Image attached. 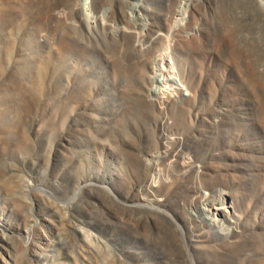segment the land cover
Instances as JSON below:
<instances>
[{
	"label": "rangeland",
	"instance_id": "obj_1",
	"mask_svg": "<svg viewBox=\"0 0 264 264\" xmlns=\"http://www.w3.org/2000/svg\"><path fill=\"white\" fill-rule=\"evenodd\" d=\"M13 1L14 0H0V264H5L3 263L5 260V262L8 261L10 264H17V261L18 264L20 262V264H65V262L66 264L68 262L69 264H75L76 261V264H264V227L257 229L254 225L256 222L264 224V219L260 220L262 218L261 215L264 213V124H262L264 123L262 122L264 120L262 116L264 114V110L262 111V109H264V69L261 68L264 65V61H262L264 60V15H262L258 7L253 4V0H228L229 2L225 0V2L222 0H144L139 7H136L137 2L133 0H126L124 3L119 2V0H93L90 13L91 16L93 15L99 21L97 20L96 23H94L92 18H87L86 21H88V25L92 24L90 26L91 29L87 27V24L85 25V23H83L85 19L83 20L82 16H84V14H82L79 9L83 0ZM87 1L88 0H86V2ZM69 2L72 5L69 4ZM86 2L83 1L82 5ZM226 2L229 4L228 6L227 4L223 5V3ZM123 4H126L127 7L130 6L134 8L128 9L126 5L123 6ZM78 5H80V7ZM254 5L256 7H254ZM172 6H174L173 9ZM183 6L185 10L189 12L188 16L179 13ZM120 7L122 12L120 11ZM75 8L77 9L76 11L74 10ZM115 8L116 11L114 10ZM188 8L191 9L187 10ZM106 9L107 13L104 15L107 16H104L102 14L106 12L104 11ZM56 10H62V12L60 11L61 13H63L64 10L68 12L61 14ZM127 10L132 11L129 13ZM139 11L142 16L138 15L140 14ZM226 11L229 14H227ZM66 13L67 15H64ZM169 13H172L171 15L175 16L176 19L174 17L172 20V16L169 17ZM121 14L125 16L122 17L123 15ZM195 14L198 17H196L197 19H195V21L199 20L196 21L197 25L194 24L195 21H193V18H195L193 15ZM226 14L229 15V17ZM133 16H135V18ZM143 16L144 18L142 19ZM237 16L240 18H237ZM21 17L25 19L22 20ZM73 17L75 19H73ZM100 17L103 19L101 18L102 20H100ZM183 17L186 18L185 20L189 17L187 20L189 21L187 22L188 24L182 19ZM115 19L117 21H115ZM179 19H182L180 23ZM225 19H228V21ZM104 20L111 23L109 24L107 21V23H104ZM176 20L179 21L176 23ZM64 21H67L68 24ZM69 22H71V25ZM100 22H103L107 26ZM130 22H134V25L130 24ZM230 22L233 23V25ZM139 23H141L140 26ZM166 23L171 24L170 27L172 26L171 29H174L175 38L177 40L174 38L173 34L171 35V33L174 32L172 31L173 29L169 30V25ZM74 24L77 27H75ZM111 24L115 28H113ZM93 25L97 27H93ZM118 25H120V28H123L119 29ZM123 25H126L127 28ZM128 25H133L134 27H129ZM69 27H73L74 29L72 28L71 30ZM86 27L89 29H86ZM141 27H143V29H141ZM235 27H238V31ZM94 28H98V31L96 30L98 32H96L97 34ZM129 28L130 31H125ZM133 28H138V31ZM146 28L149 29L147 30ZM230 29L233 30L231 31ZM239 29L242 31L243 35L239 32ZM10 30L12 32H10ZM88 30H91L93 33L91 31L87 32ZM131 30L133 31L131 32ZM70 31L75 32L77 36L76 40V36L74 37V34ZM104 31H107L110 35L107 32L103 35ZM122 31L125 32L123 35ZM139 31L141 34L145 35L143 36L145 39L140 35ZM170 31L171 33H169ZM90 32L93 35H91ZM244 32L246 35H244ZM82 33L84 37L80 35ZM168 33L171 36L166 37ZM42 34L50 38V41ZM99 34L101 39L99 38ZM158 34H163L165 36V42H163V37L160 35L161 39ZM193 34L196 35L194 36ZM86 35H88L89 38ZM94 35H96V37ZM127 35L132 37L131 40ZM136 36L138 38L140 36L141 40L137 39ZM216 38H218V41H214ZM136 39L138 42H143L144 47L143 45L140 46L142 44L141 42V44H136ZM171 39L172 44H169ZM178 40L179 42H177ZM147 41L150 42V44ZM190 41H193L195 44L193 42L191 44ZM219 41L220 43H218ZM241 41H247V47L245 42L242 43ZM24 42H29L30 51H26L29 55L23 50L25 49ZM49 42L51 43L49 44ZM20 43L22 46L21 51L18 50ZM134 43L135 45H132ZM177 43H180V45L182 43V47ZM201 43H204V45ZM189 44L192 46H189ZM217 44H221V46H219L222 48L220 49ZM239 44L243 45V48H241L242 46L240 47ZM149 45L151 46L149 47ZM139 46L140 48L143 47L141 48L142 50ZM167 46H169V48ZM252 46H254L253 48L255 49H253ZM135 48L139 50V54ZM214 48L218 49L215 50ZM149 49L153 54L150 51L147 54V50ZM163 49L164 52L162 54L160 52L157 53L158 50L162 52ZM212 50L215 51L213 52ZM218 50L220 52H218ZM248 51L250 56L246 55ZM140 52L143 53L142 59ZM244 53L246 56H244ZM145 54L147 57L150 58V56H152L153 58H147L146 60ZM258 54L261 55V57ZM160 55H163L164 58L167 56L172 58L170 59L168 57V59L172 60L174 63V71L176 70L175 72L179 74L184 85L188 86H186V88L192 95V99L188 101L180 99V102H184L179 106H167L165 103V106H162L165 107L163 108L166 111H164L163 108L162 110L158 103L154 101L156 100L155 89L157 87H162V85H159V83L153 80L154 74L151 73V67H157V64L160 63L162 67H160V73L158 72V74L163 73V77H171L173 76V72L166 63L162 64V62H160L163 58ZM240 55H242V58ZM143 56L145 58H143ZM8 57H10L11 60H9ZM258 57L261 60H258ZM151 59H153V61ZM250 60L252 62L249 63ZM254 60L256 63H254ZM137 61L139 63H137ZM156 61L158 63H156ZM257 62L258 66L256 65ZM9 64L14 66L15 72L7 77V73L13 71L11 69L12 66L7 70ZM249 65L250 68L252 67L251 70H249ZM254 67H257L258 70L254 69ZM143 69L147 70L143 71ZM28 70H30V72ZM147 71L148 74L146 73ZM142 74H144L145 77ZM141 75L144 79L141 78ZM146 75L148 77L150 75L151 78H148ZM127 77L128 79H126ZM169 84L170 86L173 85L172 82H167L165 86H169ZM151 86L155 89L151 88ZM148 87L150 88L148 89ZM214 88H216V90ZM141 92L148 96L143 95ZM153 102L155 104H153ZM32 106L34 108H32ZM154 114L158 116L161 115V118L156 115L155 117ZM197 114H201L204 119L196 120ZM26 116L27 118H25ZM166 119L167 132L165 131L164 133V141L168 138L166 142L168 141V145L169 143L172 145H169L168 148L169 151H171H168V153H174L169 157L171 161H168L167 159L169 158L166 159L165 157L167 152L162 147L159 149L162 138H160L158 127L161 122H164ZM214 120H219L218 124H214ZM233 120H235V123ZM148 126L151 127V129L153 126L154 131L150 130ZM147 130H150V133ZM153 132L154 135L157 133L158 137H155H157L159 141L153 137ZM132 137L133 139L131 140ZM178 137L184 138L183 144L180 145L172 141V139ZM195 139H197V141ZM153 144L158 147V149L155 148ZM120 146L123 147V150ZM113 148H116L117 152ZM131 154L135 155L134 160ZM140 155L142 158L139 157ZM160 155L161 157H159ZM144 157L145 160L143 159ZM192 158L196 166L200 165L204 167L203 173H205L202 177L204 187L210 189L212 186L211 188L216 192L226 191L234 193L237 199L239 214L246 216L241 226V231L245 232V235L243 237L234 238L235 242L233 244L224 245L222 246L223 248H221L213 245V243L206 242L203 236L206 232H211L212 229H204L193 222V218L190 215L191 213H193V215L195 214L194 211L190 209L193 199L191 189L192 180L196 174L193 171H189L186 174L181 169L182 166H187L186 163L188 161H193ZM24 160L26 162H24ZM148 160H152L151 163L153 165L151 163L149 164ZM160 160L164 164L160 162ZM173 161L174 163L172 164ZM33 162H35L34 165ZM209 162H211L212 166ZM157 163L160 164L158 165ZM154 164L158 165L159 177L163 179L169 178L172 179V181L174 180V191L171 199H169L165 206H154L156 208L159 207L158 209H161L162 212L165 210L164 213L171 215L177 223L175 221L174 223L171 222L166 216L162 215H155L156 217H154L157 218L158 221L156 220L154 222L155 218L151 216V218H154L151 219L149 216L150 213L148 214L141 210L142 215H140L141 212H139V209L130 208V205L137 206L144 203L142 199L148 198V195L142 190V180L150 174L149 165L154 167ZM165 164H167V166ZM163 166L166 167L163 169ZM172 166L174 167L172 168ZM216 166L220 170H218ZM212 167L215 169H212ZM167 172H169V175ZM215 185H217L216 188ZM104 188L110 190L112 195L107 196V194L102 191ZM79 191L81 194H79ZM115 195H117L118 199L115 198ZM114 203L117 205L114 206ZM39 211H42V213H39ZM134 212L135 215H132ZM143 213H145V215ZM195 215H197V213ZM140 216L142 218H140ZM137 217L138 221L136 220ZM45 218L47 219L46 221H44ZM139 219H142L143 222ZM144 220H146L145 222H147V224ZM126 221L128 223H126ZM68 223L70 224L68 225ZM71 223L73 229H71ZM134 223H137V226ZM178 223L180 225H178ZM132 224H134L135 227ZM225 226L229 227L227 224H225ZM76 227L77 229H83H79L78 231ZM150 227L153 228L151 229ZM187 227L193 229V231L191 232L190 229L189 233ZM176 229L179 230L177 231ZM84 230H86V232ZM181 234H185L187 237ZM38 235H47L53 241V246L38 244L37 246L40 248L37 253H39L38 256L41 258L36 260L30 257L23 243L31 236L37 237ZM179 235L182 236L183 240L180 239L181 237H179ZM191 239H195L196 241H192ZM238 240L240 242H238ZM203 245L207 246L206 248H208V246L211 248L205 249ZM19 246L23 247L21 248ZM187 249H189V251H187ZM23 252L27 255L22 254ZM58 254L60 255L58 256ZM8 255L10 256L8 257ZM22 255L25 257L23 256L22 258ZM74 256L76 261L73 260Z\"/></svg>",
	"mask_w": 264,
	"mask_h": 264
},
{
	"label": "bare ground",
	"instance_id": "obj_2",
	"mask_svg": "<svg viewBox=\"0 0 264 264\" xmlns=\"http://www.w3.org/2000/svg\"><path fill=\"white\" fill-rule=\"evenodd\" d=\"M11 1V0H10ZM15 1V0H14ZM13 1V2H14ZM25 1V0H24ZM60 1V0H59ZM64 1V0H63ZM81 1V0H80ZM83 1H85L86 2V0H83ZM82 1V2H83ZM109 1H111V0H109ZM126 0H119V2H125ZM133 1H136L137 3H136V7H139V6H141V4L144 2V0H133ZM223 2H225V1H228V0H222ZM230 1V0H229ZM228 1V2H229ZM239 1V0H238ZM237 1V2H238ZM243 1V0H242ZM18 2V1H17ZM21 2V1H20ZM32 2V1H31ZM47 2V1H46ZM82 2H81V7H80V5H78L79 7V9H80V12L82 13V14H84V16H82L83 17V20L85 21H83V23H85V25L87 24H89V23H87L88 21H86V19L87 18H89V19H93L92 21L94 22V23H96V21L98 20L96 17H94L93 15L91 16V13H90V8H91V5L93 4V0H88L86 3H84L83 5H82ZM103 2V1H102ZM114 2V1H113ZM128 2V1H127ZM130 2V1H129ZM148 2V1H147ZM150 2V1H149ZM245 2V1H244ZM244 2H242V3H244ZM19 3V2H18ZM54 3V2H53ZM73 3V2H72ZM107 3V2H106ZM131 3V2H130ZM220 3V2H219ZM231 3H232V1H231ZM230 3V4H231ZM238 3H240V2H238ZM9 4V3H8ZM17 4V3H16ZM32 4V3H31ZM50 4H52V3H50ZM49 4V5H50ZM69 4H71L70 2H69ZM74 4H75V2H74ZM77 4V3H76ZM121 4V3H120ZM129 4V3H128ZM132 4V3H131ZM130 4V5H131ZM152 4V3H151ZM224 4H227V2L226 3H223V5ZM233 4V3H232ZM252 4V3H251ZM253 4H255L257 7H258V9H259V11H261V13H262V15H264V0H253ZM72 5V4H71ZM102 5V4H101ZM112 5V4H111ZM110 5V6H111ZM114 5H115V3H114ZM126 4H123V6H125ZM135 5V4H134ZM146 5V4H145ZM150 5V4H149ZM176 5H177V3H176ZM182 5H183V3H182ZM187 5V4H186ZM222 5V6H223ZM229 4H227V6H228ZM254 5V7H256ZM64 6V5H63ZM69 6V5H68ZM77 6V5H76ZM106 6H108V5H106ZM211 6V5H210ZM252 6V5H251ZM10 7V6H9ZM21 7V6H20ZM30 7V6H29ZM35 7V6H34ZM42 7V6H41ZM71 7H73V6H71ZM74 7H75V5H74ZM104 7V6H103ZM126 7H127V5H126ZM135 7V8H136ZM173 7L174 6H172V9H173ZM176 7V6H175ZM182 7V6H181ZM188 7V6H187ZM190 7V6H189ZM63 8V7H62ZM77 8V7H76ZM74 9L75 11L77 10V9ZM110 8V7H109ZM114 8V7H113ZM128 9L130 8V9H133L132 7H127ZM126 8V9H127ZM149 8H150V6H149ZM5 9V8H4ZM43 9H44V7H43ZM73 9V8H72ZM104 9V8H103ZM108 9V8H107ZM107 9L106 10H104V11H106V12H102L101 14L102 15H104V14H106L107 13ZM144 9V8H143ZM148 9V8H147ZM179 9H180V7H179ZM191 9V8H190ZM189 8L187 9V10H190ZM115 11H116V8L114 9ZM123 10V9H122ZM124 10H125V8H124ZM18 11V10H17ZM28 11V10H27ZM41 11V10H40ZM46 11H48V10H46ZM56 11H59V10H56ZM61 12H62V10H60ZM59 11V12H60ZM110 11V10H109ZM112 11V10H111ZM115 11H114V13H115ZM120 11H121V7H120ZM126 11V10H125ZM125 11H123L124 13H126ZM127 11H129V13H131L130 11H132V10H127ZM136 11V10H135ZM171 11V10H170ZM228 11V10H227ZM226 11V12H227ZM233 11V10H232ZM32 12V11H31ZM45 12V11H44ZM60 12V13H61ZM65 12H68V11H63V13H65ZM91 12H93V11H91ZM122 12V11H121ZM133 12H134V10H133ZM140 12V11H139ZM164 12V11H163ZM177 12H178V10H177ZM231 12V11H230ZM21 13H22V11H21ZM36 13V12H35ZM39 13V12H38ZM54 13V12H53ZM63 13H61V14H63ZM73 13V12H72ZM143 13V12H142ZM174 13V12H173ZM179 13H181V15H186V16H188V14H189V12H187L186 10H185V8H184V6H183V8H181V11H179ZM193 13V12H192ZM233 13V12H232ZM241 13V12H240ZM55 14V13H54ZM56 14H57V12H56ZM59 14V13H58ZM109 14H111V13H109ZM127 14V13H126ZM135 14V13H134ZM172 13H169V17L170 16H172L171 18H172V20L174 19V17L175 16H173V15H171ZM190 14H191V12H190ZM227 14H229L228 12H227ZM226 14V15H227ZM29 15H30V13H29ZM33 15V14H32ZM36 15V14H35ZM49 15H51V14H49ZM64 15H67V13L66 14H64ZM101 15V16H102ZM115 15H117V14H115ZM114 15V16H115ZM121 15H123V14H121ZM129 15V14H128ZM128 15H126V16H128ZM139 16L141 15V12H140V14H138ZM167 15V14H166ZM176 15V14H175ZM180 15V16H181ZM236 15H237V12H236ZM235 15V16H236ZM239 15V14H238ZM4 16V15H3ZM57 16V15H56ZM75 16V15H74ZM88 16V17H87ZM104 16H107V15H104ZM111 16V15H110ZM125 15H123L122 17H124ZM131 16V15H130ZM130 16H129V18H130ZM142 16V15H141ZM195 16V18H193V21H195V19H197L198 17L196 16V14L195 15H193V17ZM228 17H229V15H227ZM231 16V15H230ZM234 16V17H235ZM15 17V16H14ZM23 17V16H22ZM21 17V18H22ZM29 17V16H28ZM43 17V16H42ZM61 17V16H60ZM65 17V16H64ZM85 17V18H84ZM97 17H99V16H97ZM103 17V16H102ZM102 17H100L99 19L100 20H102L103 18ZM134 18H135V16H133ZM146 17V16H145ZM179 17V16H178ZM197 17V18H196ZM233 17V18H234ZM239 16H237V18H238ZM30 18V17H29ZM63 18V17H62ZM81 18V17H80ZM102 18V19H101ZM104 18H106V17H104ZM126 18H128V17H126ZM144 18V16L142 17V19ZM153 18V17H152ZM226 18V17H225ZM240 18V17H239ZM23 19H25V18H22V20ZM36 19V18H35ZM41 19V18H40ZM58 19H60V18H58ZM57 19V20H58ZM66 19V18H65ZM73 19H75L74 17H73ZM117 19V18H116ZM115 19V21H117ZM131 19H132V16H131ZM130 19V20H131ZM141 19V20H142ZM175 19H176V17H175ZM182 19H184V21L187 23V22H189V21H187L188 19H189V17H188V19L187 20H185L186 18L185 17H183ZM181 19V20H182ZM229 19V18H228ZM228 19L226 20V21H228ZM46 20V19H45ZM67 20V19H66ZM123 20H124V18H123ZM122 20V21H123ZM130 20H128V21H130ZM170 20V19H169ZM180 20V19H179ZM179 20H176V23H177V21H179ZM181 20L179 21V23L181 22ZM14 21V20H13ZM68 21V20H67ZM67 21H64V22H67ZM71 21V20H70ZM89 21H91V20H89ZM99 21V20H98ZM107 20H104V23H109V21H107ZM126 21V20H125ZM127 21V22H128ZM137 21V20H136ZM143 21V20H142ZM141 21V22H142ZM196 21H199V20H196ZM195 21V23L194 24H196L197 25V22ZM232 21V20H231ZM235 21V20H234ZM50 22V21H49ZM56 22V21H55ZM60 22H62V21H60ZM77 22V21H76ZM76 22H74V23H76ZM131 22H132V20H131ZM130 22V24H133L134 25V22L133 23H131ZM17 23V22H16ZM20 23V22H19ZM19 23H18V25H19ZM71 22H69V24H70ZM73 23V22H72ZM101 23V22H100ZM103 23V22H102ZM101 23V24H102ZM103 23V24H104ZM111 23V22H110ZM109 23V24H110ZM129 23V22H128ZM137 23V22H136ZM136 23H135V25H136ZM150 23V22H149ZM173 23V22H172ZM190 23H192V22H190ZM199 23V22H198ZM231 23V22H230ZM13 24H14V22H13ZM44 24V23H43ZM67 24H68V22H67ZM76 24H78V23H76ZM112 24H113V22H112ZM111 24V25H112ZM138 24V23H137ZM140 24L141 23H139V26H140ZM143 24V23H142ZM145 24H146V22H145ZM167 24V23H166ZM188 24V23H187ZM201 24V23H200ZM228 24H229V22H228ZM227 24V25H228ZM232 25H233V23H231ZM21 25V24H20ZM50 25V24H49ZM71 25V24H70ZM73 25V24H72ZM92 25V24H91ZM91 25H88L87 27H89L90 28V26ZM104 25H106V24H104ZM132 25V26H133ZM154 25V24H153ZM167 25H169V30H172L171 29V27H170V25L171 24H167ZM186 25V24H185ZM236 25V24H235ZM241 25V24H240ZM47 26V25H46ZM61 26H62V24H61ZM68 26V25H67ZM67 26H65V27H67ZM74 26H75V24H74ZM79 26V25H78ZM95 25H93V27H94ZM103 26V25H102ZM107 26V25H106ZM120 25H118V28L119 29H121V28H123V27H119ZM125 28H127L126 27V25H123ZM129 27H132V26H130V25H128ZM143 26V25H142ZM147 26H148V24H147ZM158 26V25H157ZM176 26V25H175ZM175 26H174V28H175ZM225 26V25H224ZM237 26V25H236ZM54 27V26H53ZM75 27H77V26H75ZM86 27V29H89V28H87ZM95 27H97V26H95ZM100 27V26H99ZM108 27H110V26H108ZM112 27H113V25H112ZM134 27V26H133ZM136 27V26H135ZM149 27V26H148ZM178 27V26H177ZM185 27V26H184ZM183 27V28H184ZM186 27H187V25H186ZM189 27V26H188ZM228 27H230V26H228ZM1 28V27H0ZM7 28V27H6ZM34 28V27H33ZM38 28V27H37ZM41 28V27H40ZM62 28H64V27H62ZM69 28H71V30H72V28L73 27H69ZM103 28H106V27H103ZM103 28H101V29H103ZM113 28H115V27H113ZM113 28H111V29H113ZM159 28V27H158ZM161 28H163V27H161ZM232 28V27H231ZM236 28V27H235ZM39 29V28H38ZM74 29V28H73ZM76 29V28H75ZM91 29V28H90ZM93 29V28H92ZM95 29V28H94ZM132 29V28H131ZM133 29H135V28H133ZM139 29H140V27H139ZM141 29H143V27H141ZM147 29V28H146ZM149 29V28H148ZM147 29V30H148ZM160 29V28H159ZM185 29V28H184ZM227 29H229V28H227ZM234 29V28H233ZM233 29H230L231 31L233 30ZM237 29V31H238V27L236 28ZM241 29V28H240ZM239 29V30H240ZM3 30V29H2ZM12 30V29H11ZM10 30V32H12ZM35 30V29H34ZM47 30V29H46ZM57 30V29H56ZM80 30H81V28H80ZM98 31V28L97 29H95V33ZM108 30H109V28H108ZM135 30H137L138 31V28L137 29H135ZM235 30V29H234ZM59 31V30H58ZM76 31V30H75ZM89 31H91V30H88L87 32H89ZM103 31V30H102ZM114 31H115V29H114ZM124 31V30H123ZM122 31V32H123ZM125 31H130V28L129 29H127V30H125ZM133 30H131V32H132ZM152 31V30H151ZM172 31H174V29L172 30ZM177 31V30H176ZM202 31V30H201ZM237 31H235V32H237ZM3 32V31H2ZM37 32V31H36ZM45 32V31H44ZM62 32V31H61ZM72 34H74L73 36L75 37L76 35H75V32L73 33L72 31H70ZM92 32V31H91ZM91 32H90V34H91ZM107 31H104L103 32V35H104V33H106ZM112 32H113V30H112ZM120 32H121V30H120ZM131 32H130V34H131ZM134 32H136V31H134ZM133 32V33H134ZM239 32H241V35H243L242 34V31L240 30ZM246 32V31H245ZM244 32V33H245ZM40 33V32H39ZM47 33V32H46ZM46 33H43V34H46ZM63 33V32H62ZM76 33H78V32H76ZM84 33V32H83ZM83 33L82 34H80V35H82L83 36ZM93 33V32H92ZM98 33V32H97ZM96 33V34H97ZM108 33V32H107ZM119 33V32H118ZM125 32H123L122 33V35L124 34ZM128 33V32H127ZM133 33H132V35H133ZM139 33H140V31H139ZM144 33V32H143ZM155 33H156V31H155ZM169 33H171V31L169 32ZM169 33L167 34L168 36H166V37H169V36H171L172 34L174 35V38H175V31L173 32V33H171V35H169ZM179 33V32H178ZM194 33V32H193ZM195 33H196V30H195ZM214 33V32H213ZM230 33V32H229ZM42 34V35H43ZM68 34H69V32H68ZM109 34V33H108ZM137 34H138V32H137ZM164 34V33H163ZM161 35V34H158L159 35V37H160V35L163 37V42H165V40H164V38H165V36L164 35ZM186 34V33H185ZM191 34H192V32H191ZM210 34V33H209ZM226 34V33H225ZM236 34V33H235ZM52 35V34H51ZM66 35V34H65ZM64 35V36H65ZM79 35V34H78ZM91 35H93V34H91ZM110 35V34H109ZM140 35H142V37L143 36H145V35H143V34H141L140 33ZM176 35H177V33H176ZM179 35V34H178ZM194 36L196 35V34H193ZM211 35V34H210ZM219 35V34H218ZM234 35V34H233ZM244 35H246V33L244 34ZM11 36V35H10ZM9 36V37H10ZM44 36V35H43ZM49 36V35H48ZM53 36V35H52ZM86 36H88V35H86ZM95 37H96V35H94ZM115 36V35H114ZM114 36H113V38H114ZM129 35H127V37H128ZM152 36V35H151ZM181 36H184V35H181ZM194 36H192V37H194ZM212 36V35H211ZM211 36H210V38H211ZM221 36V35H220ZM224 36H226V35H224ZM229 36V35H228ZM248 37H250L249 35H247ZM246 36V37H247ZM44 37H46V36H44ZM43 37V38H44ZM66 37H67V35H66ZM78 37H80V36H78ZM84 37V36H83ZM82 37V38H83ZM92 37V36H91ZM94 37V38H95ZM106 37V36H105ZM124 37H126V36H124ZM130 37V36H129ZM137 37V36H136ZM146 37H147V35H146ZM153 37V36H152ZM197 37V36H196ZM200 37V36H199ZM215 37V36H214ZM216 37H217V34H216ZM245 37V38H246ZM48 37H46V39H47ZM54 38V37H53ZM64 38V37H63ZM76 38H77V36L75 37V40H76ZM81 38V39H82ZM87 38V37H86ZM88 38H89V36H88ZM99 38L101 39V36H100V34H99ZM131 38L132 37H130V40H131ZM134 38V37H133ZM144 38V37H143ZM157 38V37H156ZM156 38H154V39H156ZM161 38V37H160ZM179 38H180V36H179ZM213 38V37H212ZM224 38V37H223ZM227 38V37H226ZM241 38V37H240ZM239 38V39H240ZM49 39V41H50V38H48ZM55 39V38H54ZM72 39V38H71ZM115 39V38H114ZM113 39V40H114ZM127 39V38H126ZM126 39H125V41H126ZM129 39V38H128ZM137 39H139V40H141V38H140V36H139V38L137 37ZM136 39V44L137 43H140V42H138V40ZM145 39V38H144ZM143 39V40H144ZM148 39V38H147ZM162 39V38H161ZM166 39V38H165ZM172 39H173V37H172ZM172 39L170 40V43L169 44H172L171 43V41H172ZM176 39V38H175ZM183 39L185 40V38L183 37ZM188 39V38H187ZM193 39V38H192ZM213 39H215V38H213ZM218 38H216V40H214V41H218L217 40ZM238 39V40H239ZM242 39H243V37H242ZM247 39H249V38H247ZM16 40V39H15ZM95 40V39H94ZM105 40V39H104ZM112 40V39H111ZM116 40V39H115ZM119 40V39H118ZM120 40H121V38H120ZM123 40V39H122ZM135 40V39H134ZM134 40H132V41H134ZM142 40V41H143ZM152 40H153V38H152ZM156 40H158V39H156ZM168 40V39H167ZM177 40V39H176ZM182 40V39H181ZM184 40H182V41H184ZM201 40V39H200ZM199 40V41H200ZM229 40V39H228ZM228 40H227V42H228ZM250 40V39H249ZM28 41V40H27ZM52 41V40H51ZM55 41V40H54ZM80 41V40H79ZM102 41H103V38H102ZM151 41V40H150ZM162 41V40H161ZM175 41V40H174ZM173 41V42H174ZM199 41H197V42H199ZM203 41V40H202ZM222 41V40H221ZM16 42V41H15ZM67 42V41H66ZM82 42H83V40H82ZM124 42V41H123ZM127 42V41H126ZM148 42V41H147ZM153 42H154V40H153ZM177 42H179V40L177 41ZM188 42V41H187ZM191 42V41H190ZM193 42V41H192ZM192 42H191V44H192ZM201 42V41H200ZM199 42V43H200ZM213 42V41H212ZM226 42V41H225ZM242 42V41H241ZM245 41H243L242 43H244ZM21 43H22V41H21ZM21 43L19 44L20 46H19V48H18V50H20L21 51ZM51 42H49V44H50ZM64 43V42H63ZM80 43H81V41H80ZM79 43V44H80ZM104 43H106V42H104ZM142 43V44H141ZM140 44V46H142L143 45V42H141ZM149 44H150V42H148ZM155 43H157V42H155ZM160 43V42H159ZM167 43V42H166ZM185 43H186V41H185ZM189 43V42H188ZM194 43V42H193ZM214 43V42H213ZM212 43V44H213ZM218 43H220V41L218 42ZM248 42L246 41L245 42V45L247 44ZM55 44V43H54ZM78 44V43H77ZM76 44V45H77ZM82 45H83V43H81ZM121 44H123V43H121ZM130 44V43H129ZM176 44V43H175ZM174 44V45H175ZM177 44H179L180 45V43H177ZM191 44H189V46H192ZM195 44V43H194ZM201 44H203L204 45V43H201ZM208 44V43H207ZM227 44V43H226ZM226 44H225V46H226ZM16 45V44H15ZM64 45H65V43H64ZM82 45H80V46H82ZM132 45H135V43L134 44H132ZM147 45V44H146ZM145 45V46H146ZM151 45H152V42H151ZM151 45H149V47L151 46ZM165 45V44H164ZM163 45V46H164ZM173 45V46H174ZM181 45H182V43H181ZM180 45V46H181ZM220 46H221V44H219ZM218 44H217V46L220 48V46H219ZM223 45V44H222ZM228 45V44H227ZM240 45V44H239ZM13 46V45H12ZM55 46V45H54ZM53 46V47H54ZM125 46V45H124ZM123 46V47H124ZM140 46H139V48H140ZM148 46V45H147ZM166 46V45H165ZM164 46V47H165ZM171 46V45H170ZM187 46V45H186ZM200 46V45H199ZM214 46H215V44H214ZM242 46V47H241ZM56 47V46H55ZM54 47V48H55ZM84 47H85V44H84ZM87 47V46H86ZM134 47H136V46H134ZM143 47H144V45H143ZM143 47H141V48H143ZM161 47H162V45H161ZM163 47V48H164ZM168 48H169V46H167ZM182 47V46H181ZM184 47V46H183ZM194 47V46H193ZM202 47H204V46H202ZM213 47V46H212ZM239 47V46H238ZM240 47L241 48H243V45H240ZM245 47V46H244ZM246 47H247V45H246ZM254 46H252V48H253ZM2 48V47H1ZM16 48V47H15ZM14 48V49H15ZM24 48L25 49H23L24 50V52L27 54V55H29V53H27L26 51H30V45H29V42H24ZM51 48V47H50ZM89 48V47H88ZM87 48V49H88ZM140 48V49H141ZM155 48V47H154ZM159 48V47H158ZM168 48H167V50H168ZM188 48V47H187ZM222 48V47H221ZM220 48V49H221ZM225 48V47H224ZM223 48V49H224ZM227 48V47H226ZM231 48H232V46H231ZM57 49V48H56ZM133 49V48H132ZM137 48H135V50H136ZM147 49V48H146ZM166 49V48H165ZM171 49V48H170ZM213 49V48H212ZM215 49V48H214ZM216 49H218V48H216ZM215 49V50H216ZM239 49V48H238ZM245 49H247V48H245ZM249 49V48H248ZM253 49H255V48H253ZM142 50V49H141ZM144 50H145V48H144ZM151 50H153V49H151ZM181 50H182V48H181ZM191 50V49H190ZM202 50V49H201ZM215 50H212L213 52L215 51ZM7 51V50H6ZM76 51H78V50H76ZM137 51V53H138V51L139 50H136ZM150 51V49L149 50H147V54H148V52ZM155 51V50H154ZM169 51V50H168ZM225 51H226V49H225ZM231 51H232V49H231ZM236 51V50H235ZM239 51H240V49H239ZM245 51V50H244ZM243 51V52H244ZM49 52V51H48ZM143 52V51H142ZM151 52V51H150ZM156 52V51H155ZM158 52H160L161 54L164 52V49H163V51L161 52V51H157V53ZM167 52V51H166ZM170 52V51H169ZM174 52V51H173ZM210 52V51H209ZM218 52H220L219 50H218ZM223 52V51H222ZM227 52H228V50H227ZM251 52V51H250ZM90 53V52H89ZM141 53V52H140ZM152 54H153V52H151ZM151 53H150V55H151ZM159 53V54H160ZM171 53V52H170ZM187 53V52H186ZM211 53V52H210ZM217 53V52H216ZM232 53V52H231ZM235 53V52H234ZM238 53V52H237ZM241 53V52H240ZM247 53H249V51L248 52H246V55H249L250 56V53L249 54H247ZM260 53H262V52H260ZM139 54V53H138ZM155 54V53H154ZM158 54V55H159ZM209 54V53H208ZM254 54V53H253ZM7 55V54H6ZM142 55H143V53H141V59H142ZM149 55V56H150ZM164 55V54H163ZM163 55L161 56V57H163ZM176 55V54H175ZM221 55V54H220ZM226 55V54H225ZM234 55V54H233ZM236 55V54H235ZM245 55V53H244V56H246ZM259 55V54H258ZM263 55V54H262ZM11 56V55H10ZM89 56V55H88ZM145 57H146V60H147V58L148 59H150L152 56H150V58L149 57H147L146 56V54L144 55ZM143 56V58H145ZM159 56V57H160ZM255 56V55H254ZM260 57H261V55H259ZM13 57V56H12ZM140 57V56H139ZM160 57V58H161ZM168 57L169 56H167V57H163L161 60H160V62H162V64L163 63H166L169 67H170V69H171V71L173 72V76H171V77H163L162 76V74H158V72L160 71V67H162V66H160V63H158L157 61H159L158 59H156L157 61H156V63H158L157 64V67L155 66V67H153L152 65V67H151V73L152 74H154V78H153V80L155 81V82H157V83H159V85H162V87H157L156 89L155 88H153L152 86H151V88H153V89H155V95H156V100H154L156 103H158V105H159V107H161V109L165 106V103H166V105L167 106H179V105H181V103L182 102H184V101H182V102H180V99H182V100H190V99H192V95H191V92L186 88V86L184 85V83L182 82V80H181V78H180V76H179V74L178 73H176L175 71H174V63H173V61L172 60H170V59H172V58H170V59H168ZM207 57V56H206ZM222 57V56H221ZM240 57L242 58V55H240ZM256 57V56H255ZM9 58V60H11L10 59V57H8ZM48 58H50V57H48ZM96 58V57H95ZM129 58V57H128ZM153 58V57H152ZM140 59V60H141ZM230 59V58H229ZM246 59V58H245ZM258 60H261V59H259V57L257 58ZM257 59L255 58V60L257 61ZM143 60H145V59H143ZM152 61H153V59H151ZM222 60V59H221ZM236 60V59H235ZM248 60V59H247ZM251 60H253V59H251ZM249 61V63L250 62H252V61ZM255 60H254V63H256L255 62ZM150 61V60H149ZM230 61V60H229ZM240 61V60H239ZM262 61H264V60H262ZM241 62V61H240ZM101 63V62H100ZM133 63H135V62H133ZM137 63H139L138 61H137ZM141 63H143V62H141ZM150 63H151V61H150ZM238 63V62H237ZM248 63V62H247ZM262 63V62H261ZM260 63V64H261ZM148 64V63H147ZM152 64V63H151ZM43 65V64H42ZM142 65V64H141ZM248 65V64H247ZM254 65V64H253ZM257 66H258V62H257V64H256ZM262 65V64H261ZM12 66V64H9L8 65V67H7V70H9L10 69V67ZM114 66H115V64H114ZM130 66H132V65H130ZM146 66V65H145ZM187 66V65H186ZM252 66V65H251ZM255 66V65H254ZM260 66V65H259ZM128 67V66H127ZM166 67V66H165ZM263 67H264V65H263ZM263 67H261L262 69H264ZM108 68V67H107ZM119 68V67H118ZM130 68V67H129ZM138 68H140V67H138ZM206 68V67H205ZM214 68V67H213ZM249 68H250V65H249ZM252 68V67H251ZM251 68L249 69V70H251ZM260 68V67H259ZM261 68H260V70H261ZM11 69L13 70V71H9L8 73H7V77H9L10 75H12L15 71H14V66H12L11 67ZM163 69H164V67H163ZM167 69V68H166ZM170 69H169V71H170ZM203 69V68H202ZM245 69V68H244ZM254 69H257V67L255 68L254 67ZM253 69V70H254ZM114 70V69H113ZM118 70V69H117ZM144 70H147V69H143V71ZM258 70V69H257ZM256 70V71H257ZM29 72H30V70H28ZM119 71V70H118ZM121 71V70H120ZM132 71V70H131ZM141 71V70H140ZM140 71H139V73H140ZM142 71V72H143ZM168 71V70H167ZM246 71V70H245ZM171 72V73H172ZM248 72V71H247ZM262 72H263V70H262ZM127 73V72H126ZM147 74H148V71L146 72ZM160 73V72H159ZM166 73V72H165ZM186 73H187V71H186ZM195 73V72H194ZM5 74V73H4ZM196 74V73H195ZM203 74H204V72H203ZM259 74V73H258ZM30 75V74H29ZM68 75V74H67ZM143 76H144V74H142ZM142 75H141V78H142ZM169 75H170V73H169ZM216 75V74H215ZM249 75V74H248ZM81 76V75H80ZM123 76V75H122ZM147 76V75H146ZM191 76V75H190ZM145 77V76H144ZM148 77V76H147ZM149 77H150V75H149ZM148 77V78H149ZM184 78H186L185 76H183ZM204 77V76H203ZM216 77V76H215ZM34 78V77H33ZM69 78V77H68ZM151 78V77H150ZM73 79V78H72ZM126 79H128V77L126 78ZM142 79H144V78H142ZM204 79V78H203ZM5 80V79H4ZM13 80V79H12ZM68 80H70V79H68ZM137 80V79H136ZM152 80V81H153ZM67 81V80H66ZM140 81V80H139ZM183 81H185V80H183ZM17 82V81H16ZM19 82V81H18ZM167 82H172L173 83V85L172 86H170V84H169V86L167 85V86H165L166 84H167ZM201 82V81H200ZM31 83V82H30ZM123 83V82H122ZM142 83V82H141ZM145 83H147V82H145ZM145 83H143V84H145ZM156 83V84H157ZM21 84H23V83H21ZM24 84H25V81H24ZM69 84H70V82H69ZM155 84V85H156ZM213 84V83H212ZM211 84V85H212ZM4 85V84H3ZM26 85V84H25ZM24 85V86H25ZM142 85V84H141ZM147 85V84H146ZM164 85V86H163ZM201 85V84H200ZM214 85V84H213ZM216 85V84H215ZM29 87V86H28ZM188 87V86H187ZM200 87V86H199ZM211 87V86H210ZM215 87V86H214ZM261 87V86H260ZM26 88V87H25ZM150 87H148V89H149ZM217 88H218V86H217ZM20 89V88H19ZM153 89H151V90H153ZM215 90H216V88H214ZM14 90V89H13ZM138 91V90H137ZM150 91V90H149ZM148 91V92H149ZM203 91V90H202ZM27 92V91H26ZM198 92V91H197ZM138 93H139V91H138ZM143 95H147V94H144L143 92H141ZM140 93V94H141ZM151 93V92H150ZM21 94V93H20ZM199 94V93H198ZM29 95V94H28ZM204 95V94H203ZM148 96V95H147ZM162 96V97H161ZM20 97V96H19ZM78 97V96H77ZM196 98V97H195ZM198 98V97H197ZM87 99V98H86ZM20 100V99H19ZM98 100V99H97ZM143 100H146V99H143ZM142 100V101H143ZM203 100V99H202ZM219 100V99H218ZM79 102V101H78ZM25 103V102H24ZM35 103V102H34ZM67 103V102H66ZM69 103V102H68ZM76 103V102H75ZM115 103V102H114ZM143 103H145V102H143ZM195 103V102H194ZM142 104V103H141ZM153 104H155L154 102H153ZM185 104V103H184ZM117 105V104H116ZM162 105H164V106H162ZM196 105H197V103H196ZM75 106V105H74ZM97 106V105H96ZM151 106H154V105H151ZM264 106V105H263ZM262 106V107H263ZM23 107V106H22ZM31 107V106H30ZM80 107V106H79ZM86 107V106H85ZM32 108H34L33 106H32ZM73 108V107H72ZM116 108V107H115ZM165 108V107H164ZM163 108V109H164ZM184 108V107H183ZM264 108V107H263ZM92 109V108H91ZM101 109V108H100ZM162 109V110H163ZM224 109V108H223ZM258 109V108H257ZM256 109V110H257ZM17 110V109H16ZM218 110V109H217ZM264 109H262V111H263ZM20 111V110H19ZM164 111H166L165 109H164ZM174 111V110H173ZM261 111V112H262ZM30 112V111H29ZM86 112V111H85ZM118 112V111H117ZM156 112V111H155ZM212 112H213V110H212ZM227 112V111H226ZM258 112V111H257ZM19 113V112H18ZM76 113V112H75ZM111 113V112H110ZM154 113V112H153ZM197 113V112H196ZM221 113H223V112H221ZM264 113V112H263ZM20 114V113H19ZM91 114H93V113H91ZM90 114V115H91ZM162 114V113H161ZM166 114V113H165ZM168 114V113H167ZM192 114V113H191ZM262 114V113H261ZM28 115H30V114H28ZM156 114H154V116H155ZM179 115V114H178ZM226 115V114H225ZM23 116V115H22ZM73 116V115H72ZM81 116V115H80ZM93 116V115H92ZM94 116H95V114H94ZM93 116V117H94ZM153 116V117H154ZM157 117H160L161 118V115L160 116H158V115H156ZM155 116V117H156ZM263 117H264V114L262 115ZM21 117V116H20ZM92 117V118H93ZM96 117V116H95ZM99 117V116H98ZM120 117V116H119ZM123 117V116H122ZM166 117H167V115H166ZM171 117V116H170ZM181 117V116H180ZM179 117V118H180ZM225 117V116H224ZM230 117V116H229ZM237 117V116H236ZM248 117V116H247ZM25 118H27V116L25 117ZM215 118V117H214ZM218 118V117H217ZM238 118V117H237ZM90 119V118H89ZM97 119V118H96ZM101 119V118H100ZM169 119V118H168ZM172 119V118H171ZM204 118H203V116L201 115V114H197V116H196V120H203ZM234 119V118H233ZM67 120V119H66ZM114 120V119H113ZM118 120V119H117ZM158 120V119H157ZM156 120V121H157ZM193 120V119H192ZM256 120V119H255ZM259 120H261V119H259ZM109 121V120H108ZM155 121V122H156ZM177 121V120H176ZM222 121V120H221ZM234 121V123H235V120H233ZM29 122V121H28ZM110 122V121H109ZM117 122V121H116ZM218 122H219V120H214V124H218ZM237 122H238V120H237ZM262 122H264V120L262 121ZM21 123V122H20ZM157 123V122H156ZM166 123H167V119L164 121V122H161V124H160V126L158 127V131H159V133H160V138H162V140H161V146H160V148L159 149H161V147L167 152L166 154H165V157H166V159L167 158H169V157H171V154H174L173 152L172 153H168V151H169V145H171L170 143H169V145H168V141L166 142V140H168V138L164 141V137H165V131H166ZM170 123V122H169ZM77 124V123H76ZM178 124H179V122H178ZM182 124V123H181ZM192 124V123H191ZM195 124V123H194ZM211 124H212V122H211ZM231 124V123H230ZM237 124V123H236ZM235 124V125H236ZM259 124H261V123H259ZM262 124H264V123H262ZM177 125V124H176ZM193 125V124H192ZM199 125V124H198ZM66 126V125H65ZM90 126V125H89ZM150 126V125H149ZM148 126V127H149ZM202 126V125H201ZM216 126V125H215ZM263 126V125H262ZM28 127H30V126H28ZM77 127V126H76ZM20 128V127H19ZM25 128V127H24ZM150 128V130H152V131H154V127L152 126V129H151V127H149ZM225 128V127H224ZM229 128V127H228ZM263 128V127H262ZM17 129V128H16ZM76 129H78V128H76ZM169 129V128H168ZM186 129V128H185ZM238 129V128H237ZM264 129V128H263ZM28 130V129H27ZM32 130V129H31ZM149 130V131H150ZM201 130V129H200ZM236 130V129H235ZM25 131V130H24ZM23 131V132H24ZM67 131V130H66ZM82 131H84V130H82ZM100 131V130H99ZM148 131V130H147ZM148 131V132H149ZM151 131V132H152ZM157 131V130H156ZM171 131V130H170ZM70 132V131H69ZM148 132H147V134H148ZM167 132V131H166ZM192 132V131H191ZM201 132V131H200ZM219 132V131H218ZM223 132V131H222ZM17 133V132H16ZM91 133V132H90ZM98 133V132H97ZM150 133V132H149ZM175 133V132H174ZM231 133V132H230ZM238 133V132H237ZM18 134V133H17ZM23 134V133H22ZM26 134H28V133H26ZM26 134H25V136H26ZM68 134V133H67ZM86 134V133H85ZM171 134V133H170ZM190 134V133H189ZM206 134V133H205ZM221 134V133H220ZM83 135V134H82ZM91 135V134H90ZM153 135H154V132H153ZM21 136V135H20ZM23 136V135H22ZM25 136H24V139H25ZM92 136V135H91ZM116 136V135H115ZM155 136H157V133H156V135H154L153 137H155ZM175 136H176V133H175ZM203 136V135H202ZM206 136V135H205ZM220 136V135H219ZM218 136V137H219ZM29 137H30V134H29ZM28 137V138H29ZM78 137V136H77ZM152 137V138H153ZM158 137V136H157ZM157 137H155L156 139H157ZM214 137V136H213ZM20 138V137H19ZM126 138V137H125ZM149 138H151V137H149ZM148 138V139H149ZM174 138V137H173ZM190 138H192V137H190ZM16 139H18V138H16ZM66 139V138H65ZM129 139V138H128ZM133 139V137L131 138V140ZM170 139V138H169ZM202 139V138H201ZM23 140V139H22ZM32 140V139H31ZM83 140V139H82ZM116 140V139H115ZM158 140V139H157ZM196 141H197V139H195ZM27 141V140H26ZM100 141V140H99ZM99 141H98V143H99ZM129 141V140H128ZM153 141H154V138H153ZM159 141V140H158ZM158 141H157V143H158ZM172 141H174V143L176 142L177 144L179 143L180 145L181 144H183L184 143V138H182V137H178V138H175V139H172ZM190 141V140H189ZM3 142V141H2ZM18 142H20V141H18ZM28 142H29V140H28ZM27 142V143H28ZM84 142V141H83ZM101 142H103V141H101ZM135 142V141H134ZM137 142V141H136ZM151 142V141H150ZM149 142V143H150ZM156 142V141H155ZM191 142H192V140H191ZM206 142H207V140H206ZM216 142V141H215ZM5 143V142H4ZM26 143V142H25ZM30 143V142H29ZM104 143H106V142H104ZM173 143V142H172ZM258 143V142H257ZM1 144H3V143H1ZM17 144V143H16ZM102 144V143H101ZM113 144V143H112ZM96 145V144H95ZM137 145V144H136ZM154 145V144H153ZM248 145H250V144H248ZM64 146V145H63ZM155 146V145H154ZM172 146V145H171ZM174 146V145H173ZM217 146V145H216ZM235 146V145H234ZM240 146V145H239ZM258 146V145H257ZM262 146V145H261ZM121 147V146H120ZM27 148V147H26ZM57 148V147H56ZM112 148V147H111ZM123 147H121V149H122ZM140 148V147H139ZM155 148H157L158 149V147H156L155 146ZM171 148V147H170ZM178 148V147H177ZM180 148V147H179ZM248 148H249V146H248ZM36 149V148H35ZM113 149H115V151L117 152V150H116V148H113ZM112 149V150H113ZM151 149V148H150ZM172 149V148H171ZM188 149V148H187ZM71 150V149H70ZM74 150V149H73ZM123 150V149H122ZM125 150V149H124ZM145 150V149H144ZM176 150V149H175ZM178 150V149H177ZM251 150H252V148H251ZM18 151V150H17ZM36 151V150H35ZM114 151V150H113ZM143 151V150H142ZM149 151V150H148ZM179 151V150H178ZM181 151V150H180ZM183 151V150H182ZM212 151V150H211ZM115 152V153H116ZM122 152V151H121ZM120 152V153H121ZM126 152V151H125ZM129 152V151H128ZM141 152V151H140ZM151 152H153V151H151ZM157 152V151H156ZM159 152V151H158ZM169 152H171V151H169ZM190 152V151H189ZM38 153V152H37ZM75 153V152H74ZM127 153V152H126ZM125 153V154H126ZM130 153V152H129ZM143 153V152H142ZM162 153V152H161ZM176 153V152H175ZM180 153V152H179ZM191 153V152H190ZM222 153V152H221ZM221 153H220V156H221ZM228 153V152H227ZM230 153V152H229ZM235 153V152H234ZM73 154V153H72ZM128 154V153H127ZM136 154V153H135ZM157 154V153H156ZM187 154H189V153H187ZM226 154V153H225ZM31 155V154H30ZM37 155V154H36ZM35 155V156H36ZM131 155H133V154H131ZM142 155V154H141ZM141 155L139 156V157H141ZM159 155V154H158ZM182 155H184V154H182ZM181 155V156H182ZM237 155V154H236ZM241 155V154H240ZM26 156H28V155H26ZM33 156V155H32ZM65 156V155H64ZM69 156V155H68ZM135 155H133L132 157H133V160H134V157ZM150 156H152V155H150ZM155 156V155H154ZM174 156V155H173ZM172 156V157H173ZM176 156V155H175ZM178 156H179V154H178ZM186 156V155H185ZM187 156H189V155H187ZM213 156H214V154H213ZM229 156V155H228ZM242 156V155H241ZM36 157H38V156H36ZM67 157V156H66ZM74 157V156H73ZM159 157H161V155L159 156ZM164 157V158H165ZM195 157V156H194ZM193 157V158H194ZM223 157V156H222ZM243 157V156H242ZM26 158V157H25ZM71 158H72V156H71ZM122 158H123V156H122ZM142 158V157H141ZM157 158V157H156ZM181 158V157H180ZM184 158V157H183ZM182 158V159H183ZM190 158V157H189ZM192 158V159H193ZM244 158V157H243ZM247 158V157H246ZM250 158V157H249ZM22 159H24V158H22ZM39 159V158H38ZM137 159V158H136ZM144 160H145V157L143 158ZM155 159V158H154ZM160 159V158H159ZM201 159H203V158H201ZM218 159H219V157H218ZM217 159V160H218ZM222 159V158H221ZM223 159H225V158H223ZM261 159V158H260ZM28 160V159H27ZM132 160V159H131ZM168 161H171L170 160V158L169 159H167ZM189 160V159H188ZM211 160V159H210ZM32 161H33V159H32ZM152 161V160H151ZM151 161L150 160H148V162H149V164L151 163ZM163 161H164V159H163ZM240 161V160H239ZM258 161V160H257ZM24 162H26L25 160H24ZM120 162V161H119ZM131 162V161H130ZM129 162V163H130ZM134 162V161H133ZM157 162V161H156ZM155 162V163H156ZM159 162V161H158ZM160 162H162L161 160H160ZM165 162V161H164ZM185 162V161H184ZM34 163L35 162H33V165H34ZM143 163V162H142ZM163 163V162H162ZM171 163V162H170ZM174 163V161L172 162V164ZM179 163V162H178ZM183 163V162H182ZM210 164H211V162H209ZM215 163V162H214ZM219 163H220V161H219ZM226 163V162H225ZM144 164H145V161H144ZM152 164V163H151ZM158 165L160 164V163H157ZM157 164H154L155 166L153 167L152 165H149V168H150V174H148L146 171V173L148 174V176L144 179V180H142L143 182H142V190L146 193V195H148L147 197L148 198H146V199H142V200H144L143 202L144 203H142V204H139V205H137V206H131L130 205V208L131 209H139L140 211L139 212H141V214L140 215H142V211H144V212H147L148 214L150 213V218H151V216H155V215H159V216H166L167 218H168V220H170L171 222H173L174 223V221L177 223V221L171 216V215H167V214H165L164 213V211L162 212V210L160 209H158L159 207H162V206H165L166 205V203L169 201V199H171V197L173 196V191H174V180L172 181V179H169V178H166V179H163L162 177H159V172H158V169H157ZM164 164V163H163ZM167 164H168V162H167ZM167 164H165L166 166H167ZM176 164H177V160H176ZM180 164V163H179ZM184 164V163H183ZM199 164V163H198ZM222 164V163H221ZM124 165V164H123ZM171 165V164H170ZM169 165V166H170ZM181 165V164H180ZM186 165L187 166H182L181 167V169L187 174V172H189V171H193V172H195V177L193 178V180H192V189H191V193H192V203H191V206H190V209L191 210H193L194 211V213L196 214L197 213V215H193V213H191L190 215L192 216V218H193V222H195V223H197L200 227H203L204 229H212V231L211 232H206L205 234H204V239H206L205 241L206 242H210V243H213V245H215V246H219V247H221V248H223L222 246H224V245H230V244H233L235 241H234V238H237V237H243L244 235H245V232H243V231H241V226L243 225V223H244V221H245V218H246V216H244V215H240L239 214V212H238V205H237V199H236V196L234 195V193H232V192H226V191H219V192H216L215 190H213L211 187H210V189H208V188H206V187H204V185H203V182H202V177H203V175H204V173H203V170H204V167H202V166H200V165H195L194 164V159H193V161H188L187 163H186ZM217 165V164H216ZM219 165V164H218ZM228 165V164H227ZM25 166V165H24ZM166 166H163L162 168L164 169V167H166ZM179 166V165H178ZM208 166V165H207ZM211 166H212V164H211ZM75 167V166H74ZM137 167H140V166H137ZM174 166H172V168H173ZM186 167V168H185ZM188 167V168H187ZM214 167V166H213ZM212 167V169H215V168H213ZM143 168V167H142ZM141 168V169H142ZM148 168V169H149ZM161 168V167H160ZM159 168V169H160ZM179 168V167H178ZM211 168V167H210ZM216 168H217V166H216ZM222 168H225V167H222ZM135 169H137V168H135ZM145 169V168H144ZM169 169V168H168ZM186 169H188V170H186ZM218 169V168H217ZM18 170V169H17ZM161 170V169H160ZM218 170H220V169H218ZM19 171V170H18ZM135 171V170H134ZM148 171V170H147ZM164 171H166V170H164ZM169 171V170H168ZM182 172V171H181ZM180 172V173H181ZM219 172V171H218ZM145 173V174H146ZM160 173H161V171H160ZM166 173V172H165ZM169 172H167V174H168ZM172 173V172H171ZM136 174V173H135ZM173 174V173H172ZM171 174V175H172ZM163 175V174H162ZM165 175V174H164ZM169 175V174H168ZM183 175V174H182ZM185 175V174H184ZM224 175V174H223ZM128 176V175H127ZM146 176V175H145ZM177 176H178V174H177ZM211 176V175H210ZM214 176V175H213ZM222 176V175H221ZM228 176H230V175H228ZM234 176V175H233ZM232 176V177H233ZM168 177V176H167ZM171 177V176H170ZM181 177V176H180ZM215 177V176H214ZM132 178V177H131ZM182 178V177H181ZM208 178V177H207ZM210 178V177H209ZM211 178H212V176H211ZM219 178V177H218ZM140 179V178H139ZM215 179V178H214ZM213 179V180H214ZM220 179V178H219ZM226 179V178H225ZM204 180H206V179H204ZM208 180H210V179H208ZM207 180V181H208ZM237 180V179H236ZM80 181V180H79ZM180 181V180H179ZM223 181V180H222ZM133 182H134V180H133ZM183 182H185V181H183ZM187 182V181H186ZM217 182V181H216ZM215 182V183H216ZM240 182V181H239ZM222 183V182H221ZM251 184V183H250ZM137 185V184H136ZM180 185V184H179ZM221 185V184H220ZM230 185V184H229ZM189 186V185H188ZM264 186V185H263ZM85 187V186H84ZM176 187H178V186H176ZM217 187V185H215V188ZM132 188V187H131ZM101 190V189H100ZM102 191H104L105 192V194H107V196H110V195H112V192H110V190H108L107 188H104ZM128 191H130V190H128ZM139 191H141V190H139ZM185 191V190H184ZM189 191V190H188ZM80 192V191H79ZM99 192V191H98ZM180 192V191H179ZM256 192V191H255ZM100 193V192H99ZM103 193V192H102ZM259 193V192H258ZM79 194H81V192L79 193ZM129 194V193H128ZM256 194V193H255ZM99 195V194H98ZM139 195H140V193H139ZM106 196V197H107ZM142 197H144V196H142ZM239 197V196H238ZM109 198H111V197H109ZM115 198H117V195H115ZM127 198H128V196H127ZM174 198V197H173ZM183 198V197H182ZM113 199V198H112ZM118 199V198H117ZM178 199V198H177ZM184 199V198H183ZM188 199V198H187ZM116 200V199H115ZM179 200V199H178ZM189 200V199H188ZM104 201H106V200H104ZM110 201V200H109ZM121 201V200H120ZM177 201V200H176ZM111 202V201H110ZM116 202V201H115ZM133 202V201H132ZM257 202V201H256ZM117 203H118V201H117ZM127 203V202H126ZM141 203V202H140ZM173 203V202H172ZM189 203V202H188ZM184 204V203H183ZM104 205V204H103ZM115 205H117L116 203H114V206ZM120 205V204H119ZM125 205H127V204H125ZM133 205V204H132ZM154 205H158L159 207H155ZM188 205V204H187ZM260 205V204H259ZM124 206V205H123ZM123 206H120V207H123ZM127 206H129V205H127ZM126 206V207H127ZM180 206V205H179ZM248 206V205H247ZM109 207V206H108ZM125 207V208H126ZM187 207V206H186ZM261 207V206H260ZM264 207V206H263ZM33 208V207H32ZM113 208V207H112ZM110 209V208H109ZM122 209V208H121ZM176 209V208H175ZM242 209V208H241ZM249 209H251V208H249ZM126 210V209H125ZM142 210V211H141ZM190 210V211H191ZM110 211V210H109ZM117 211V210H116ZM122 211V210H121ZM132 211H134V210H132ZM113 212V211H112ZM128 212H129V210H128ZM39 213H42V211H39ZM117 213V212H116ZM137 213V212H136ZM179 213H181V212H179ZM190 213V212H189ZM199 213H200V215H199ZM123 214V213H122ZM132 214V213H131ZM138 214V213H137ZM144 215H145V213H143ZM147 214V215H148ZM171 214V213H170ZM251 214V213H250ZM118 215V214H117ZM132 215H135V212H134V214H132ZM189 215V216H190ZM203 215V216H202ZM252 215V214H251ZM137 216V215H136ZM139 216V215H138ZM262 216V218L260 219V220H263L264 219V213L261 215ZM122 217H124V216H122ZM121 217V218H122ZM127 217V216H126ZM132 217V216H131ZM135 217V216H134ZM133 217V218H134ZM144 217V216H143ZM152 217V218H153ZM156 217V216H155ZM154 217V218H155ZM188 217V216H187ZM140 218H142L141 216H140ZM147 218H148V216H147ZM151 218V219H152ZM153 218V219H154ZM123 219V218H122ZM130 219V218H129ZM135 219V218H134ZM47 219L45 218L44 219V221H46ZM136 220L138 221V217L136 218ZM139 220H141L142 221V219H139ZM158 221V219L157 218H155V220H154V222L155 221ZM71 221V220H70ZM69 221V222H70ZM123 221H124V219H123ZM122 221V222H123ZM127 221H128V218H127ZM126 221V223H128ZM146 220H144V222H145ZM192 221V220H191ZM259 221V220H258ZM143 222V221H142ZM149 222V221H148ZM74 223V222H73ZM132 223V222H131ZM131 223H129V224H131ZM138 223V222H137ZM137 223L135 224L136 226H137ZM146 224H147V222H145ZM70 223H68V225H69ZM134 224H132V225H134ZM139 224V223H138ZM151 224V223H150ZM154 224H156V223H154ZM165 224V223H164ZM225 224H227V225H229V227H226L225 226ZM135 225H134V227H135ZM141 225V224H140ZM178 225H180L179 223H178ZM255 225V228H257V229H261V228H263L264 227V224H261V223H255L254 224ZM74 226V225H73ZM77 226H79V225H77ZM145 226V225H144ZM147 226V225H146ZM152 226V225H151ZM155 226V225H154ZM176 226H177V224H176ZM175 226V227H176ZM188 226V225H187ZM193 226V225H192ZM245 226V225H244ZM70 227V226H69ZM143 227V226H142ZM149 227V226H148ZM161 227V226H160ZM190 227V226H189ZM189 227H187V230L189 231V233H190V229L191 228H189ZM195 227H197V226H195ZM146 228V227H145ZM151 228V227H150ZM153 228V227H152ZM151 228V229H152ZM159 228V227H158ZM177 228V227H176ZM194 228V227H193ZM244 228V227H243ZM71 229H73V227H72V223H71ZM75 229V228H74ZM76 229H77V227H76ZM79 229L80 228H78L77 230L79 231ZM81 229H83V228H81ZM80 229V230H81ZM182 229V228H181ZM195 229V228H194ZM198 229V228H197ZM213 229H215V230H213ZM60 230V229H59ZM65 230H66V228H65ZM139 230V229H138ZM167 230V229H166ZM169 230H170V228H169ZM177 231L179 230V229H176ZM68 231V230H67ZM85 232H86V230H84ZM175 231V230H174ZM193 231V229H191V232ZM88 232V231H87ZM180 232V231H179ZM182 232H183V229H182ZM181 232V233H182ZM60 233V232H59ZM82 233V232H81ZM184 233V232H183ZM186 233V232H185ZM203 233H204V230H203ZM180 234V233H179ZM193 234V233H192ZM197 234V233H196ZM262 234V233H261ZM61 235V234H60ZM181 235H183V234H181ZM185 235V234H184ZM183 235V236H184ZM250 235V234H249ZM59 236V235H58ZM186 236V235H185ZM194 236H195V234H194ZM193 236V237H194ZM198 236V235H197ZM96 237V236H95ZM179 237H181L180 239H182V236H180L179 235ZM187 237V236H186ZM185 237V238H186ZM254 238V237H253ZM59 239V238H58ZM96 239V238H95ZM249 239V238H248ZM87 240H90V239H87ZM98 240V239H97ZM183 240V239H182ZM189 240V239H188ZM192 240V239H191ZM195 239H193L192 241H194ZM198 240V239H197ZM252 240V239H251ZM262 240V239H261ZM185 241H186V239H185ZM196 241V240H195ZM52 240H51V238H49L47 235H38L37 237H30L25 243H23L24 244V248H26V250H27V253L30 255V257H32V258H34V259H38V258H41L40 256H38V254L39 253H37V251H38V249L40 248L39 246H37L38 244L40 245V244H45V245H48V246H51L52 245ZM184 242V241H183ZM191 242V241H190ZM238 242H240L239 240H238ZM58 243V242H57ZM62 243V242H61ZM98 243V242H97ZM186 243V242H185ZM184 243V244H185ZM59 244H60V242H59ZM108 244V243H107ZM181 244H182V242H181ZM208 244V243H207ZM240 244V243H239ZM22 245V244H21ZM183 245V244H182ZM187 245V244H186ZM53 246V245H52ZM184 246V245H183ZM189 246V245H188ZM204 246V245H203ZM231 246H233V245H231ZM19 247H21V246H19ZM23 247V246H22ZM21 247V248H22ZM187 247V246H186ZM190 247V246H189ZM188 247V248H189ZM205 247V249H208L210 246H208V248H206L207 246H204ZM239 247V246H238ZM248 247V246H247ZM23 248V249H24ZM54 248V247H53ZM119 248V247H118ZM194 248H196V247H194ZM211 248V247H210ZM220 248V249H221ZM18 249V248H17ZM20 249V248H19ZM58 249V248H57ZM197 249H200V248H197ZM227 249V248H226ZM232 249V248H231ZM235 249V248H234ZM240 249H242V248H240ZM250 249V248H249ZM21 250V249H20ZM84 250V249H83ZM184 250V249H183ZM182 250V251H183ZM204 250V249H203ZM210 250V249H209ZM262 250V249H261ZM16 251H18V250H16ZM24 251V250H23ZM187 251H189V249H187ZM186 251V252H187ZM211 251V250H210ZM217 251V250H216ZM231 251V250H230ZM229 251V252H230ZM26 252V251H25ZM53 252V251H52ZM54 252H55V250H54ZM208 252V251H207ZM223 252V251H222ZM240 252V251H239ZM72 253V252H71ZM74 253V252H73ZM78 253V252H77ZM117 253V252H116ZM125 253V252H124ZM123 253V254H124ZM185 253V252H184ZM218 253V252H217ZM246 253V252H245ZM22 254H25L24 252L22 253ZM70 254V253H69ZM118 254V253H117ZM187 254V253H186ZM213 254V253H212ZM2 255V254H1ZM25 255H27V254H25ZM56 255V254H55ZM60 254H58V256H59ZM71 255V254H70ZM82 255V254H81ZM114 255V254H113ZM242 255V254H241ZM252 255V254H251ZM10 255H8V257H9ZM23 256L24 255H22V258H23ZM51 256H54V255H51ZM73 256V255H72ZM79 256V255H78ZM185 256V255H184ZM217 256V255H216ZM25 257V256H24ZM122 257V256H121ZM121 257H120V259H121ZM183 257V256H182ZM3 258V257H2ZM11 258V257H10ZM9 258V259H10ZM27 258V257H26ZM25 258V259H26ZM43 258V257H42ZM64 258V257H63ZM71 258H73V257H71ZM214 258V257H213ZM0 259H1V256H0ZM5 259V258H4ZM3 259V260H4ZM76 258H75V256H74V258H73V260H75ZM259 259V258H258ZM122 260H123V262H124V259H123V257H122ZM121 260V261H122ZM214 260V259H213ZM224 260V259H223ZM246 260V259H245ZM244 260V261H245ZM2 261V260H1ZM6 261V260H5ZM3 262V263H5V264H10L8 261L7 262ZM68 261V260H67ZM76 261V260H75ZM194 261H195V259H194ZM260 261V260H259ZM20 262V261H19ZM60 262H62V261H60ZM72 262V261H71ZM127 262V261H126ZM185 262V261H184ZM21 263V262H20ZM19 263V264H20ZM63 263V262H62ZM77 263V261L75 262V264ZM121 263V262H120ZM125 263V262H124ZM195 263V262H194ZM17 264H18V261H17ZM64 264V263H63ZM65 264H66V262H65ZM67 264H69V262L67 263Z\"/></svg>",
	"mask_w": 264,
	"mask_h": 264
}]
</instances>
